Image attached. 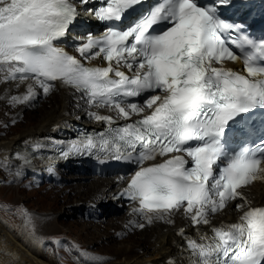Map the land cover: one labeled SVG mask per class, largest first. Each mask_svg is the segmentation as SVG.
<instances>
[{
    "label": "snow or ice",
    "instance_id": "snow-or-ice-1",
    "mask_svg": "<svg viewBox=\"0 0 264 264\" xmlns=\"http://www.w3.org/2000/svg\"><path fill=\"white\" fill-rule=\"evenodd\" d=\"M89 2L80 0L82 6ZM100 2L89 12L105 31L74 42L81 56L100 57L107 66L85 67L55 44L78 16L70 0H0L5 79H31L44 93L59 82L83 92L90 104L116 112L122 126L113 127L112 116L89 113L109 127L82 134L60 148L59 156L137 165L122 193L138 201L135 212L149 214L150 222V214L163 219L183 208L194 226L210 225L211 235L186 241L187 264H264V206H250L238 191L264 180V132L258 143L232 148L234 133L252 135L249 118L257 109L264 111V36L254 38L244 25L222 18L219 6L232 0ZM225 60L241 61L247 75L223 67ZM122 67L135 72L127 75ZM145 94L144 106L126 102ZM35 98L30 84L26 95L12 99ZM133 114L138 118L128 122ZM44 147L36 142L32 150ZM171 153L191 159L171 155L144 166ZM16 158L30 162L27 152ZM237 199L244 201L235 205L242 213L237 221L211 225L209 215Z\"/></svg>",
    "mask_w": 264,
    "mask_h": 264
},
{
    "label": "bare ground",
    "instance_id": "bare-ground-1",
    "mask_svg": "<svg viewBox=\"0 0 264 264\" xmlns=\"http://www.w3.org/2000/svg\"><path fill=\"white\" fill-rule=\"evenodd\" d=\"M257 8L259 12H264V5H258ZM89 62L100 63L98 57L95 59L90 58ZM225 65L231 67L236 66L234 63H227ZM4 72L5 70L0 71V111L6 109L5 106L13 105L15 106L14 111H12V115H14L13 117H19L20 120L26 119L30 116V114L26 112L27 108L30 106L37 111L38 107L47 100L48 95L41 99L37 98L34 102H21V100L10 99L14 94L16 95L15 97L22 98L27 94L28 86L30 84L36 93L38 91L35 84L29 79L24 81L18 79L5 82ZM50 94L52 100L56 101V105H53L48 110L44 111V113L41 112L42 114L36 122H30L29 125L17 130L10 136L0 139V171L5 170L6 174L9 176L8 180L14 181L17 184L24 175L34 174L36 171L48 175L54 168L53 166H43L39 160H35L34 163L24 164L23 161L15 158V154L18 151L24 149V146L26 145H32L38 142L42 135L57 131L61 136H64L72 132V127H74L75 124L87 127H99L106 124L105 122L96 120L94 117L90 116L89 113L112 116L113 119H116L119 122L123 121L117 117L114 110H110L107 107H86L79 99L78 94L72 90L62 89L56 85ZM37 102L40 104L39 106H36ZM148 110L149 109L145 106V112ZM38 111L40 112V110ZM30 118L31 117L28 119ZM57 171L61 172L60 169ZM62 177L66 182H71L66 186L63 185V188L69 189V191H74L75 195L73 196L78 197L75 202L73 200L75 204L71 207L73 214H80L84 209L89 208L99 209L95 216L97 221L93 222V219L83 221L81 230L87 231V228H90L93 225L99 227L100 221L98 220L101 219L102 216L108 213H116L114 210L118 209V207L112 209L110 197L121 186H123L125 179L116 180V175L88 177L86 174H69V172H66V175L63 174ZM85 178H88V180L79 182V180ZM72 182H76L75 185ZM51 183L53 184V182ZM238 191L242 193L243 197L250 203V206H264V180H255L245 187H241ZM82 194L83 196H81ZM69 198L70 197H66L67 200ZM237 203L243 204L244 201L240 199L230 201L225 208L216 213L210 214L209 220L211 225L236 222L238 217L242 214L241 210L235 207ZM129 206L130 205H128V207ZM128 207L117 215L108 217L106 225H108L107 227H112V225H114V233L127 232V221H130L133 218L131 212H128ZM129 208L132 210L134 209L133 206H130ZM59 213L52 216L49 214H42V216H39V218L36 219L38 232L47 234L56 230L58 223L57 217L61 215V212ZM147 215L148 214L142 215L139 218L137 225L131 230L133 234H136V237L133 238L131 242L123 246L109 244L108 247H106L109 251H112L111 256L114 258L113 261L108 262L107 264H171V262H175V264H187L190 259V253L187 250L186 241L189 239H198L199 235L205 232L211 235V232H209L210 225L200 224L194 226L191 222L190 216L186 215L181 208L178 210H171L169 213L165 214L163 219L158 215L152 217L150 222L147 219ZM141 225H143V227H141ZM102 227H104V225ZM106 228L104 230H107ZM91 231H87L88 235L85 238L90 239L88 244L92 245V247L95 245L99 246L103 240L112 237V235H109V231L103 233ZM113 236H115V234ZM125 236L128 237L130 234L127 232ZM120 240H123V238L120 237ZM137 246L141 248L139 252V247ZM30 252L16 238L3 230L0 226V264H51L48 261H44L39 257L34 256ZM2 254L6 257H2Z\"/></svg>",
    "mask_w": 264,
    "mask_h": 264
},
{
    "label": "rangeland",
    "instance_id": "rangeland-1",
    "mask_svg": "<svg viewBox=\"0 0 264 264\" xmlns=\"http://www.w3.org/2000/svg\"><path fill=\"white\" fill-rule=\"evenodd\" d=\"M15 96V94L12 95L10 99ZM39 105L37 104L36 106ZM53 105H56V101L52 100L50 94L47 100L38 107L40 112L38 110L35 111L29 106L26 112L30 114L29 117L31 118L28 119V117L21 120L19 117L15 118L12 115L15 106H5L6 109L0 111V139L10 136L17 130L29 125L30 122H36L40 118L41 112L44 113V111ZM27 175H24L17 184L14 181L8 180L9 176L5 170L0 171V226L16 238L29 252L31 251L30 253L34 256L51 264H107L114 260L111 256L112 251L106 248L109 244L123 246L136 237V234H133L131 231H127L130 234L128 237L125 236L127 232L114 233V225L107 227V219L109 216L117 215L120 212H116L115 214L108 213L98 220L100 221V226H97L98 228L93 225L87 228V231H91V229V232L97 233L109 231L108 233L112 237L105 238L106 240H103L99 246L95 245L92 247V245L88 244L90 239L85 238L88 235L87 231L81 230L82 222L92 219H83L81 213L73 214L71 207L75 205L74 202L78 197L73 196L75 195L74 191L63 188L71 182H63L61 185H58L55 181H51L53 184L48 182L44 174L35 173ZM87 180L88 178H85L79 180V182ZM72 183L75 185L76 182ZM66 197L70 198L67 200ZM59 212H61V215L57 217L56 230L47 234L38 232L36 219L39 216H42V214L52 216ZM92 221L96 222L97 220L93 219ZM103 225L104 227H102ZM105 228L107 230H104ZM114 234L115 236H113ZM120 237L123 240H120ZM140 250L141 248L139 247L138 252ZM2 257L6 256L2 254Z\"/></svg>",
    "mask_w": 264,
    "mask_h": 264
}]
</instances>
